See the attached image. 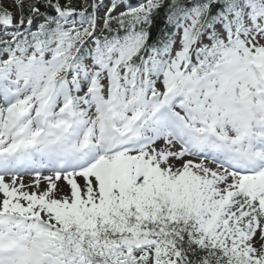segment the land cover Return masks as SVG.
Returning a JSON list of instances; mask_svg holds the SVG:
<instances>
[{"label":"snow or ice","instance_id":"obj_1","mask_svg":"<svg viewBox=\"0 0 264 264\" xmlns=\"http://www.w3.org/2000/svg\"><path fill=\"white\" fill-rule=\"evenodd\" d=\"M0 264H264V0H0Z\"/></svg>","mask_w":264,"mask_h":264},{"label":"trees","instance_id":"obj_2","mask_svg":"<svg viewBox=\"0 0 264 264\" xmlns=\"http://www.w3.org/2000/svg\"><path fill=\"white\" fill-rule=\"evenodd\" d=\"M8 3H11V0H7ZM133 3H135V0H132Z\"/></svg>","mask_w":264,"mask_h":264},{"label":"rangeland","instance_id":"obj_3","mask_svg":"<svg viewBox=\"0 0 264 264\" xmlns=\"http://www.w3.org/2000/svg\"><path fill=\"white\" fill-rule=\"evenodd\" d=\"M27 183V182H26ZM61 185L63 186V182H61ZM66 188V187H65ZM65 188H64V191H65ZM66 191H67V188H66Z\"/></svg>","mask_w":264,"mask_h":264},{"label":"bare ground","instance_id":"obj_4","mask_svg":"<svg viewBox=\"0 0 264 264\" xmlns=\"http://www.w3.org/2000/svg\"><path fill=\"white\" fill-rule=\"evenodd\" d=\"M65 188V187H64ZM65 191H66V188H65Z\"/></svg>","mask_w":264,"mask_h":264}]
</instances>
